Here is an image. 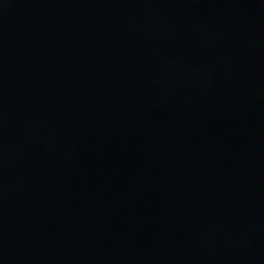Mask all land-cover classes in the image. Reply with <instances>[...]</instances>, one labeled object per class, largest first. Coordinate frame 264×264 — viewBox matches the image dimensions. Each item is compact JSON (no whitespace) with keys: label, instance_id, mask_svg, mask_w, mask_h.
Instances as JSON below:
<instances>
[{"label":"water","instance_id":"95a60500","mask_svg":"<svg viewBox=\"0 0 264 264\" xmlns=\"http://www.w3.org/2000/svg\"><path fill=\"white\" fill-rule=\"evenodd\" d=\"M0 264H264V0H0Z\"/></svg>","mask_w":264,"mask_h":264}]
</instances>
